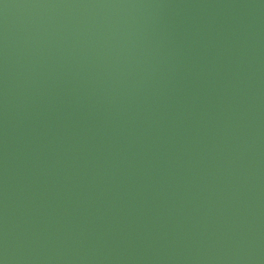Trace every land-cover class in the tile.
I'll return each instance as SVG.
<instances>
[{"label":"water","instance_id":"95a60500","mask_svg":"<svg viewBox=\"0 0 264 264\" xmlns=\"http://www.w3.org/2000/svg\"><path fill=\"white\" fill-rule=\"evenodd\" d=\"M0 264H264V0H0Z\"/></svg>","mask_w":264,"mask_h":264}]
</instances>
